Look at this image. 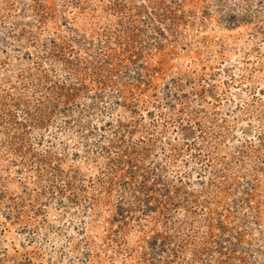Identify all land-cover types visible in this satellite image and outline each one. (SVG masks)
Returning a JSON list of instances; mask_svg holds the SVG:
<instances>
[{
    "label": "rangeland",
    "instance_id": "rangeland-1",
    "mask_svg": "<svg viewBox=\"0 0 264 264\" xmlns=\"http://www.w3.org/2000/svg\"><path fill=\"white\" fill-rule=\"evenodd\" d=\"M0 264H264V0H0Z\"/></svg>",
    "mask_w": 264,
    "mask_h": 264
}]
</instances>
